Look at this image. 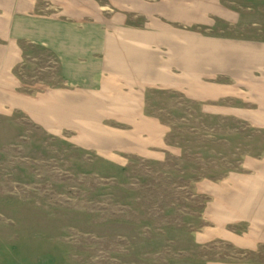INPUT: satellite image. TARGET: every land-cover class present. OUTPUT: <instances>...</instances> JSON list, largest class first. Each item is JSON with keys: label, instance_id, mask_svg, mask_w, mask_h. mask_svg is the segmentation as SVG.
I'll use <instances>...</instances> for the list:
<instances>
[{"label": "crops", "instance_id": "0c3cea01", "mask_svg": "<svg viewBox=\"0 0 264 264\" xmlns=\"http://www.w3.org/2000/svg\"><path fill=\"white\" fill-rule=\"evenodd\" d=\"M245 1L0 0V109L71 131L78 145L117 162L164 161L174 149L169 128L148 110L150 91L226 101L221 109L243 125L237 131L264 132V40L244 33ZM27 60L50 70L31 94L17 72ZM258 153L246 159L251 182L214 189L212 204L232 214L228 221H245L243 248L264 251Z\"/></svg>", "mask_w": 264, "mask_h": 264}, {"label": "rangeland", "instance_id": "374dc122", "mask_svg": "<svg viewBox=\"0 0 264 264\" xmlns=\"http://www.w3.org/2000/svg\"><path fill=\"white\" fill-rule=\"evenodd\" d=\"M238 5L251 24L244 33L264 40V0ZM44 64L17 69L28 94L49 77ZM146 103L169 128L174 149L164 161H113L71 131L0 109V264L264 262L260 248L242 246L245 221H228L232 214L212 204L214 189L251 182L246 159L264 150V132L237 131L243 125L223 100L155 90Z\"/></svg>", "mask_w": 264, "mask_h": 264}]
</instances>
